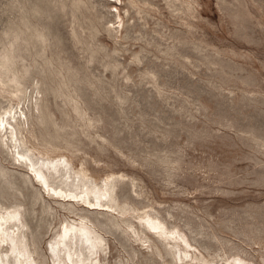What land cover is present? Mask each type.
<instances>
[{
	"label": "rangeland",
	"instance_id": "374dc122",
	"mask_svg": "<svg viewBox=\"0 0 264 264\" xmlns=\"http://www.w3.org/2000/svg\"><path fill=\"white\" fill-rule=\"evenodd\" d=\"M10 111L0 215H21L34 264L90 261L80 241L48 249L81 219L102 264H197L186 242L198 264H264V0H0ZM19 152L64 157L81 179L51 183L107 189L111 211L44 192Z\"/></svg>",
	"mask_w": 264,
	"mask_h": 264
},
{
	"label": "bare ground",
	"instance_id": "6f19581e",
	"mask_svg": "<svg viewBox=\"0 0 264 264\" xmlns=\"http://www.w3.org/2000/svg\"><path fill=\"white\" fill-rule=\"evenodd\" d=\"M11 118H13L17 124L21 122V118L18 119L16 117V113L12 116V111H10L9 118L3 116L0 119V129L1 127L4 128L3 137L5 135H8V133H14L15 128L12 126L14 120L11 121ZM16 159L18 161H21L22 159L26 160V164L30 170L31 176H33V179L39 183L44 192L52 194L53 196H56L61 200L80 204L85 208H88L89 210H97L103 212L111 211V207L108 204L109 199L107 201L103 200V198H108L107 189L101 190L99 196L95 195V198H92L86 192H75L72 189H65L61 186H55L51 183V176L48 173L53 174V172L58 173L57 175L59 177L69 176V179L73 178V184H75L77 178L81 179V172L79 170H73L69 168L68 161L64 157L44 159L41 161L39 160V162H34L31 157L26 155V153L19 152ZM150 220L151 221L149 225L153 231L165 234L166 229H164V225L160 221L155 219ZM23 231L24 222L21 215L17 211L10 212L7 215H0V248L3 244V246L8 249L5 253L6 259L0 253V264H7L6 261L10 263V260L12 259H14L16 264H34V259H32L31 255H29L28 257L24 250L21 249V243L18 237L20 234H22ZM73 240L76 241L77 245L80 241L83 247L89 250L88 259L90 260L86 262L87 259L83 257V259L77 260L75 263L70 256L69 259L73 264H102L98 257L99 250L97 248L96 235L89 223L84 221L83 219L80 220V223L76 224L64 223L60 230L59 239L55 242H52L48 249L53 253L54 257H57V260H59L62 257L61 253L68 249L70 242L73 243ZM181 240L185 243L184 239ZM186 246L188 249L185 252L188 253L187 255L191 256L194 262L198 264L203 261L196 253L197 249H194L193 245L186 242ZM193 250H195V252ZM79 257L80 256L78 255V259ZM224 264L248 263L245 258L237 255L227 259Z\"/></svg>",
	"mask_w": 264,
	"mask_h": 264
}]
</instances>
